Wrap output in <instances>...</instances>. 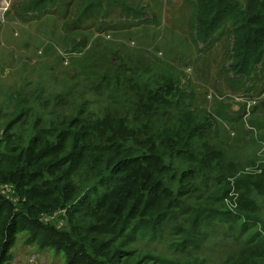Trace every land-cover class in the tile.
I'll list each match as a JSON object with an SVG mask.
<instances>
[{
    "label": "trees",
    "instance_id": "1",
    "mask_svg": "<svg viewBox=\"0 0 264 264\" xmlns=\"http://www.w3.org/2000/svg\"><path fill=\"white\" fill-rule=\"evenodd\" d=\"M189 1L196 48L206 52L227 37L223 72L234 89L256 92L259 70L264 73V0ZM16 9L22 22L59 17L71 51L82 53L79 62L98 76L99 92L134 74L128 88L136 93L115 96L98 114L87 101L78 106L44 88L5 93L0 264L13 262L19 237L56 251L64 264H211L196 253L153 251V243L185 253L219 223L228 224L226 236L236 226L235 239L245 238V248L229 249L222 264H264V162L260 171L246 172L217 138L222 125H240L250 137L244 117L223 106L217 112L226 118L218 120L194 106L172 72L153 80V65L84 51L90 22L98 31L113 28L116 18L119 29L144 28L156 16L133 0H24ZM253 124L261 128L258 119ZM232 191L234 209L227 204Z\"/></svg>",
    "mask_w": 264,
    "mask_h": 264
},
{
    "label": "rangeland",
    "instance_id": "2",
    "mask_svg": "<svg viewBox=\"0 0 264 264\" xmlns=\"http://www.w3.org/2000/svg\"><path fill=\"white\" fill-rule=\"evenodd\" d=\"M22 1L24 0H0V105L3 104L0 125L6 119L4 113H7L8 108L4 95L8 90L21 88L32 91L44 88L48 95L64 93L78 106L87 101L97 114L113 105L115 96L136 93L128 88L133 85L134 74L123 76L121 83L114 82L103 92H99L98 76L86 64L79 62L83 59V54L71 51L72 46L62 29L63 21L55 15L45 14L30 22H22L15 17L17 5ZM133 1L142 3L148 13L152 12L157 23L148 24L144 28L119 29V18H116L112 23L113 28L98 31L95 23L90 22L89 28L84 31L88 37L84 51L92 54L104 51L105 54H110L112 62H117L120 58H131L134 64L153 65V80L162 71L178 75L181 87L188 88L187 92L192 93L193 105L207 108L218 120L219 117H226L217 110L229 106L233 113L244 117V126L251 132V136H246L247 133L241 131L240 125L236 128L222 125L216 127L217 138L225 141L228 145L225 149L227 157L238 161L242 169L251 172V168L255 167L260 171V164L264 162V73L259 70L256 92L247 94L234 89L223 72L224 66L228 65L225 60L226 42L229 39L223 37L220 43L206 52L196 48L192 41L195 22L192 1ZM83 38L81 35L77 40L82 41ZM130 65L131 70L135 68L131 63ZM117 87L118 93L113 90ZM126 104L127 100L123 98L117 106L122 108ZM231 115L238 117L232 113ZM257 119L261 123L260 129L253 124ZM235 123L243 125L242 122ZM230 196L233 199L228 198L227 204L234 209L237 197L233 191ZM227 227V223H219L214 229L209 228L208 236L197 246L188 248L185 253H174L163 242L153 243V251L158 249L162 254H176L180 257L196 253L207 257L211 264H222L229 249L245 248V238L236 240L234 237L237 227L234 226L230 236H226L224 230ZM12 253V261L20 264H64L61 254L24 244L22 237H19ZM31 257L33 262H28Z\"/></svg>",
    "mask_w": 264,
    "mask_h": 264
},
{
    "label": "built area",
    "instance_id": "3",
    "mask_svg": "<svg viewBox=\"0 0 264 264\" xmlns=\"http://www.w3.org/2000/svg\"><path fill=\"white\" fill-rule=\"evenodd\" d=\"M35 260V259H34ZM28 262H33V258L31 257L30 259H28ZM11 264H20V263H18V262H16V261H13ZM22 264H24V263H22ZM26 264V263H25Z\"/></svg>",
    "mask_w": 264,
    "mask_h": 264
}]
</instances>
